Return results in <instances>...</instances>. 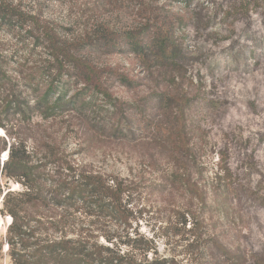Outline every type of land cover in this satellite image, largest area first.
<instances>
[{"label": "trees", "instance_id": "trees-1", "mask_svg": "<svg viewBox=\"0 0 264 264\" xmlns=\"http://www.w3.org/2000/svg\"><path fill=\"white\" fill-rule=\"evenodd\" d=\"M32 1L28 8L23 0H0V32L27 42L29 54L38 58L31 72H20L24 65L18 62L15 76L0 49V129L6 138L0 158L7 152L0 160V215L10 216L0 255L7 244L12 264H180L176 256H160L152 239L116 228L132 214V183L104 168L112 153L103 143L139 145L152 138L162 151L178 154L172 181L184 185L203 210L216 187L202 188L186 171L181 154L189 153L195 163L196 144L188 138L185 94L176 82L164 85L156 95L158 120L146 123V113L134 109L137 104L114 93L117 84L137 90L142 77L99 61L104 55L132 54L141 73L142 67L152 75L173 70L184 54L179 23L162 14L120 28L99 15L59 20L44 17V0ZM16 116L17 125L9 128L6 122ZM63 130L61 138L75 132L85 139L72 149L60 141ZM98 155L102 158L96 160ZM10 181L19 189L9 187ZM203 220L195 219L180 245L186 264H249L241 249L203 232ZM150 253L154 257L148 259Z\"/></svg>", "mask_w": 264, "mask_h": 264}, {"label": "rangeland", "instance_id": "rangeland-1", "mask_svg": "<svg viewBox=\"0 0 264 264\" xmlns=\"http://www.w3.org/2000/svg\"><path fill=\"white\" fill-rule=\"evenodd\" d=\"M117 2L106 5L104 0L42 1L47 6L44 17L66 21H70L69 15L72 20L85 14L99 15L120 28L144 24L148 17L159 14L177 20L184 54L173 70L152 75L142 67L141 73L132 54L104 55L99 61L134 78L142 77L137 90H126L117 84L114 93L137 104L134 109L139 107L146 113L142 117L146 123L158 120L156 95L164 90V85L177 83V91L185 94L187 100L188 138L196 144L195 163L189 153L181 154L186 171L190 177L196 176L202 188H216L205 198L202 210L201 203L184 185L172 181L178 154L162 151L152 138L139 145L104 142L112 153L104 168L132 183V214L127 224L116 228L125 230L124 234L129 232L131 237L139 234L152 239L160 256H176L180 264H186L180 245L192 223L200 218L204 219L203 232L218 237L234 250L241 249L249 264H264V0ZM23 4L34 6L32 0H23ZM21 40L0 32V49L9 56L15 76L18 69L31 72L38 61L36 55L29 54L30 45ZM18 62L24 66L17 69ZM17 122L16 116L6 124L12 128ZM64 133L63 130L60 138ZM1 139H6L2 129L0 149ZM84 139L81 134L69 132L67 139L60 141L74 149ZM94 156L89 153L88 159ZM6 157L7 152L2 153L1 164ZM184 171L180 168L179 174ZM2 181L3 185L7 182L4 178ZM8 186L19 189L14 181ZM1 201L2 198L0 208ZM196 209L201 214L193 219L190 213ZM9 222V215H0V239ZM144 257L142 253V260ZM0 260L1 264H12L7 244Z\"/></svg>", "mask_w": 264, "mask_h": 264}]
</instances>
